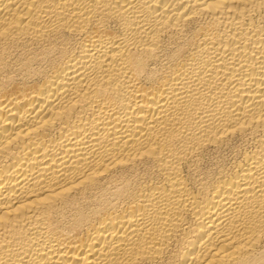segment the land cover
Returning <instances> with one entry per match:
<instances>
[{
	"label": "bare ground",
	"instance_id": "1",
	"mask_svg": "<svg viewBox=\"0 0 264 264\" xmlns=\"http://www.w3.org/2000/svg\"><path fill=\"white\" fill-rule=\"evenodd\" d=\"M0 264H264V0H0Z\"/></svg>",
	"mask_w": 264,
	"mask_h": 264
}]
</instances>
